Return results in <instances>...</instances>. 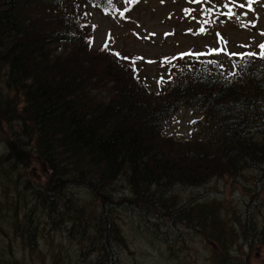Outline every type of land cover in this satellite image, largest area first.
Masks as SVG:
<instances>
[{
    "label": "trees",
    "instance_id": "obj_1",
    "mask_svg": "<svg viewBox=\"0 0 264 264\" xmlns=\"http://www.w3.org/2000/svg\"><path fill=\"white\" fill-rule=\"evenodd\" d=\"M141 1L0 0V122L20 127L3 161L17 167L32 156L48 169L44 192L39 186L32 195L53 225L62 221L57 202L68 188L83 189L99 205L101 218L80 211L81 220L68 228L69 234L77 230L87 252L96 250L91 264H117L114 246L123 239L106 213L117 211L118 202L128 201L132 212L146 216L143 205L174 208L175 198H166L173 188H201L250 170L252 202L241 228L253 239L262 236L264 249V218L260 229L253 212L264 210V59L245 63L229 54L234 68L214 53L175 56L160 62L150 91L140 58L108 43L93 49L94 14L119 18L121 5L127 12ZM185 111L196 117L194 132L185 139L168 134ZM120 177L127 180L129 200L114 194ZM32 215L23 216V229L36 242ZM182 218L214 245L223 243L220 224L215 227L204 208ZM220 249L213 264H238L227 246Z\"/></svg>",
    "mask_w": 264,
    "mask_h": 264
},
{
    "label": "rangeland",
    "instance_id": "obj_2",
    "mask_svg": "<svg viewBox=\"0 0 264 264\" xmlns=\"http://www.w3.org/2000/svg\"><path fill=\"white\" fill-rule=\"evenodd\" d=\"M215 2L202 0L197 4L191 0H142L127 12L121 5L122 15L119 18L95 13L93 49L98 50L102 44L108 43L123 54L140 58L142 76L147 79L150 91L155 88L160 62L175 56L224 49L214 55L222 64L233 67L230 62L235 61H231L227 55L240 54L247 49L255 51L263 41L264 0H256L251 11L247 8L246 0H236V4L244 3L245 7L234 6L233 11L237 14L247 13L240 16L239 22L235 17L230 19L222 15L227 12L223 5L211 6ZM206 6L213 9L212 14L202 13ZM215 7L217 12L214 11ZM185 9L191 10L190 15L185 14ZM204 19L210 23L203 25L207 31L200 33ZM249 21L254 22L255 26ZM245 45L247 47H242ZM214 65H217L216 61ZM195 120L196 117L190 112H182L170 124L167 133L188 138L190 132H194ZM19 130L17 123L0 122V264L93 263L97 258L96 250L92 249L95 251L93 254L87 252L77 230L69 234L71 230L68 228L72 229V224L81 220L80 211L101 218L99 205L83 189L68 188L63 192L61 201L57 202L60 212L58 219L62 221L51 224L47 212L42 208L43 204L32 195L33 190L41 191L39 186L44 192L50 178L48 169L32 156L17 167L13 166V162L3 161L4 156L10 153L8 142L15 140ZM14 144V150L20 153L19 144ZM25 149L31 151L28 146ZM250 174V170H245L242 175L237 174L233 178H215L196 189L175 187L166 197L175 198L174 208L153 211L151 207L143 205L148 213L146 216L132 212L134 207L128 201L118 202L120 207L112 214L108 208L106 215H112L111 219L123 239V243L114 246L117 264H213L216 247L219 254L220 246H227L230 258L236 259L238 264H264L262 236L253 239L241 228L242 224L245 225L246 213L252 202ZM26 185L29 188H25ZM126 186V178L120 177L114 185V194L119 198L131 199ZM67 199L71 200L68 204ZM67 205L69 207L65 210ZM199 206L209 213L215 227L220 224L219 239L223 240L220 246L218 241L214 245V240L207 239V234H199L183 220L182 217L188 215L191 209ZM183 207L184 210H181ZM30 211L33 213L36 242L32 237L29 239L27 230L23 229V216ZM255 211L257 209L253 212L261 229L264 210L260 214ZM64 215L71 216V220ZM32 243H35L34 249H31Z\"/></svg>",
    "mask_w": 264,
    "mask_h": 264
},
{
    "label": "snow or ice",
    "instance_id": "obj_3",
    "mask_svg": "<svg viewBox=\"0 0 264 264\" xmlns=\"http://www.w3.org/2000/svg\"><path fill=\"white\" fill-rule=\"evenodd\" d=\"M132 2H136V0H132ZM162 2H163V0H162ZM191 2L200 4L202 2V0H191ZM254 3H256V0H246V5H247V8H248L249 11H251L252 6H253ZM230 5L235 6V7H239V8H244L245 7L244 3L236 4V0H228V3H226L224 5V7L227 8V12L222 13V15H225V16L229 17L230 19L235 17L238 22L240 20V16H242V15L246 16L247 15L246 12L245 13H241V14H237L236 12L233 11V7L230 6ZM184 11H185L186 15H190V13H191V10H189V9H185ZM202 13L204 15H210V14L213 13V9L212 8H208L206 10H202ZM208 23H210V21L207 20V19H204L203 21H201L202 26L199 29L200 33H204V32L207 31V29L203 25H207ZM248 23L252 24L253 27L255 26L254 22H252V21H249ZM241 26H245V25L241 24ZM217 35L219 37V34H217ZM261 35H264V32H262ZM242 47H247V46L245 45V46H242ZM257 47L259 48V53L249 51V52L241 53V54L231 53V55H233V56L239 55L240 58H241V61H243L245 63H247L251 58L259 57L261 59H264V42H262L259 45H257ZM223 50L224 49H211L209 54L218 53V52L223 51ZM190 54L191 53H186L184 55H190ZM197 55H201V54H197ZM125 59H127V58H125ZM233 67L235 68V67H237V65L234 64ZM133 71L135 72L136 69L133 68ZM230 75L236 76V75H238V73L233 72ZM162 82H163V80L161 79L157 83L159 84V83H162Z\"/></svg>",
    "mask_w": 264,
    "mask_h": 264
}]
</instances>
